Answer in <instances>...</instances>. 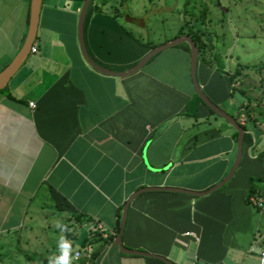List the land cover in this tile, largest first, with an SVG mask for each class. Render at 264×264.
<instances>
[{
    "label": "crops",
    "instance_id": "0c3cea01",
    "mask_svg": "<svg viewBox=\"0 0 264 264\" xmlns=\"http://www.w3.org/2000/svg\"><path fill=\"white\" fill-rule=\"evenodd\" d=\"M84 1L43 0L37 51L0 95V242L29 230L51 206L54 216L69 215L76 225L74 235L58 241L70 245V264H167L115 245L125 204L145 187L201 192L219 184L236 160L237 130L205 103L197 118L187 112L195 88L186 48L165 49L125 77L91 67L78 38ZM31 5L32 0H0V72L25 42ZM139 20L143 25L132 23L145 28ZM126 23L98 0L89 9L85 40L98 64L125 70L153 48ZM199 59L201 86L246 125L253 144H244L240 166L218 190L135 196L123 243L176 264H255L264 244V209L250 204L248 195L251 179H264V157L255 153L261 133L255 123L264 121H254L249 112L240 115L244 106L232 96L234 83L227 86L210 70L212 61L210 66L202 58L199 66ZM241 82L237 77L234 86ZM97 223L107 237L94 230ZM79 249L83 257L76 260ZM59 254L50 259L45 249L39 264H55Z\"/></svg>",
    "mask_w": 264,
    "mask_h": 264
},
{
    "label": "rangeland",
    "instance_id": "374dc122",
    "mask_svg": "<svg viewBox=\"0 0 264 264\" xmlns=\"http://www.w3.org/2000/svg\"><path fill=\"white\" fill-rule=\"evenodd\" d=\"M107 3L110 12L118 13L121 21L127 22L134 37H142L156 45L175 38L178 29L186 23L184 18L187 22L204 20L196 27L205 56L215 65L210 70L221 74L227 86L234 83L232 90L238 92V88H242L250 97V105H242L245 109L240 115L249 112L254 121H264V0H107ZM203 9H207L205 19L201 16ZM139 19L144 21L145 28L132 23L143 25ZM217 54L224 68L218 67ZM237 77L242 82L235 87ZM234 100L239 101L236 95ZM218 105L230 111L225 103ZM213 116L228 122L218 114ZM255 124L261 132L256 134V149L262 150L264 125ZM54 212L55 209L48 206L44 217L33 222L29 230L11 233L1 241L0 264H39L40 253L45 249L50 259L55 258L60 251V236L74 235L76 225L71 216H54ZM255 264H261V256Z\"/></svg>",
    "mask_w": 264,
    "mask_h": 264
},
{
    "label": "water",
    "instance_id": "95a60500",
    "mask_svg": "<svg viewBox=\"0 0 264 264\" xmlns=\"http://www.w3.org/2000/svg\"><path fill=\"white\" fill-rule=\"evenodd\" d=\"M91 1L92 0L84 1L82 10L80 12L79 25H78V38H79V44L81 47V52L86 62L91 67H93L98 72H101L106 75L125 77V76H128L140 70L150 61V59H152L155 55L162 52L163 50L177 46L183 42H187L190 46L191 77H192V81H193V85H194L196 93L199 95L202 101L210 109H212L219 116L223 117L238 131L236 160L229 174L219 184H216L209 190L201 191V192L182 189V188H173V187H159V188L145 187V188H141L137 190L124 206L123 215H122L121 224H120V230L114 239L115 245L118 246L121 249V251L126 254H137V255H142V256H147V257H153V258L161 259L167 264H176L175 262H173L172 260L164 256L152 254L144 250L127 248L124 245L123 233L126 227L128 208H129V205L132 199L138 194L145 192V191H149V190H169V191L184 192V193L193 194V195H204V194H208L212 191L220 189L221 187H223L225 184H227L231 180L236 170L240 166V163L243 157V152H244V138H245L246 130L242 126L241 122L234 115L222 109L218 104L212 101V99L205 93L197 77V64H198V59L200 56V50L196 42L194 41V39L189 35H180L165 43L157 45L156 47L152 48L138 63H136L135 65L131 66L130 68L126 70L115 71V70L109 69L107 67H104L98 64L90 55L87 45H86V40H85V22H86V17L89 11ZM42 4H43V0H32L30 26H29L27 37L19 53L14 57L12 62L0 72V90H3L8 85L11 78L20 69V67L24 64L29 54L31 53L32 46L34 45V42L37 36ZM235 95L240 101L247 100V98L244 95H242L239 91L236 92Z\"/></svg>",
    "mask_w": 264,
    "mask_h": 264
},
{
    "label": "trees",
    "instance_id": "16d2710c",
    "mask_svg": "<svg viewBox=\"0 0 264 264\" xmlns=\"http://www.w3.org/2000/svg\"><path fill=\"white\" fill-rule=\"evenodd\" d=\"M96 0H92L91 1V4H90V7L89 9L92 7V5L95 3ZM101 4L102 6H106L108 5L107 3V0H101ZM206 12H207V9H203L202 12H201V16L203 19L206 18ZM197 25L196 24H189V23H185L183 26H181V29L180 31L177 33V35L175 37H178L182 34H187L189 36H191L194 41L196 42L199 50H200V56L201 58H203L204 62L207 63L208 65L212 66L211 64V60L208 59L206 56H205V53H204V50H203V42H202V39H201V36H200V33H198V26L196 27ZM157 45L156 44H153L152 47H156ZM175 47H183V48H186L187 50L190 51V46L187 42H183ZM158 55V54H157ZM156 56V55H155ZM154 56V57H155ZM153 57V58H154ZM219 54H217V56L215 57L216 60L219 62ZM218 67L219 68H224V65H221V64H218ZM117 71H122L124 69H116ZM6 88H4L3 90H0V95L3 93V91H5ZM238 91L246 96L247 100L246 101H242V105L248 107L251 103V99L250 97L246 94L245 90L244 89H239L238 88ZM235 92L236 90H234L232 92V96H235ZM204 102L202 101V99L199 97V95L195 93L192 95L191 99L188 101L187 103V107H188V113H190L192 116L196 117L198 116V108L200 106V104H203ZM245 109V108H244ZM209 112L211 114H216L212 109L209 108ZM242 126L245 128L246 130V133H245V138H244V144L246 143H250V144H253V139H252V136L249 132H247V127L245 124H242ZM236 138L238 139V131H236ZM255 153H257V157L259 159H262L264 157V149L260 150V151H256ZM262 183L264 184V179L263 181L262 180H259L257 178H252L251 179V191H250V194L248 195V201H249V196L250 195H253L255 193H259L261 194L262 196H264V186L263 187H260L259 184ZM260 209V208H258ZM95 253L92 254V257ZM94 258V257H93Z\"/></svg>",
    "mask_w": 264,
    "mask_h": 264
},
{
    "label": "built area",
    "instance_id": "2783aa9c",
    "mask_svg": "<svg viewBox=\"0 0 264 264\" xmlns=\"http://www.w3.org/2000/svg\"><path fill=\"white\" fill-rule=\"evenodd\" d=\"M32 52H36L37 51V47L36 45L32 46L31 49ZM32 106H34V103H31ZM249 202L250 204L256 206L257 208L260 209H264V196H262L259 193H255L253 195L249 196ZM95 231H100L104 237H107V233H106V229L99 223H97L96 227L94 228ZM88 254L92 256V254L94 253L93 249L91 247L87 248ZM83 257V250L79 249L76 250L74 253V258L76 260L80 259ZM261 264H264V244L262 247V251H261Z\"/></svg>",
    "mask_w": 264,
    "mask_h": 264
},
{
    "label": "clouds",
    "instance_id": "9594fccd",
    "mask_svg": "<svg viewBox=\"0 0 264 264\" xmlns=\"http://www.w3.org/2000/svg\"><path fill=\"white\" fill-rule=\"evenodd\" d=\"M58 247L60 249V255L56 258L55 264H70V260H69L70 245L67 242H61L58 245Z\"/></svg>",
    "mask_w": 264,
    "mask_h": 264
}]
</instances>
